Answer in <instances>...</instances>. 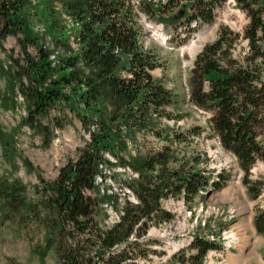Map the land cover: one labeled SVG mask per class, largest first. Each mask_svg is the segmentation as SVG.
Instances as JSON below:
<instances>
[{
  "label": "trees",
  "instance_id": "1",
  "mask_svg": "<svg viewBox=\"0 0 264 264\" xmlns=\"http://www.w3.org/2000/svg\"><path fill=\"white\" fill-rule=\"evenodd\" d=\"M32 1L0 0V107L15 109L21 97L27 115L18 130L29 127L45 145L65 122L58 119L51 126L41 119L54 108L70 110L89 141L56 178H41L31 198L28 186L15 176L19 159L32 170L18 151V130L0 126L7 165L0 175V226H11L15 235L28 239L41 260L53 252L59 264H147L141 259L148 255L144 239L149 230L174 217L164 207L166 200L193 203L212 187L222 188L227 176L189 164L171 166L175 154L163 120L172 117L168 109L175 94L153 77L159 62L140 44V13L157 18L187 2L190 12L173 26L185 23L190 28L213 23L225 0H169L159 7L149 0ZM236 2L249 19L243 35L249 51L243 59L235 57L241 35L222 27L195 58L189 100L210 114L222 149L235 157L248 195L257 200L264 184L249 176L258 161L264 162V0ZM33 14L43 19L45 37L32 27ZM10 37L17 39L18 56L4 47ZM150 136L171 143L155 148ZM105 165L129 167L138 174L123 182L136 204L127 199L120 203L117 194L96 184ZM106 205L120 218L105 228L100 217ZM254 225L264 236V208L258 209ZM222 248L220 241L197 233L168 264H205L209 252Z\"/></svg>",
  "mask_w": 264,
  "mask_h": 264
},
{
  "label": "rangeland",
  "instance_id": "2",
  "mask_svg": "<svg viewBox=\"0 0 264 264\" xmlns=\"http://www.w3.org/2000/svg\"><path fill=\"white\" fill-rule=\"evenodd\" d=\"M138 1L140 0H134L136 3ZM32 3L34 5L38 1L33 0ZM180 12H190L187 2L180 3L167 12H161L157 18L142 16L141 19L140 44L151 51L159 62V67L152 72L153 77L175 94V103L168 109L172 117L163 120L172 143L164 136L163 139L150 136L151 145L162 148L171 143L175 154L172 167L189 164L213 171L214 175L223 173L227 176L226 184L220 189L212 187L203 198L197 197L190 204L183 198L166 200L164 207L173 212L174 217L167 223L151 227L144 239L149 243L148 255L142 258L141 262L168 264L172 254L186 245L192 235L199 233L220 241L223 246L221 250L209 252L205 264H264V236L257 232L254 225L258 209L264 208V192L257 200L248 195L243 170L239 168L235 157L222 149L219 137L212 129L210 114L191 104L188 85L195 58L208 42L217 39L222 27L241 35L234 56L243 59L247 55L249 45L243 35L249 19L239 9L237 2L231 0L223 1L215 10V21L211 24L187 28L183 23L175 28L173 25L177 19L176 15ZM29 20L34 30L45 37V25L41 16L33 14ZM72 25L70 22L69 27ZM152 26L162 31L160 38L154 35ZM47 41L50 42L49 39ZM193 43L198 49H192ZM4 47L15 56L20 54L17 39L14 37L6 40ZM1 56L5 58L4 54ZM262 70L264 78V65ZM19 102V106L12 110L7 111L0 107V126L6 131H17L27 115L21 97ZM58 119L65 122V127L54 129L53 141L49 145H45L43 137L31 131L29 127H22L17 131L18 151L31 162L32 170L27 171L19 159V169L15 176L21 178L28 186L31 198L36 197L37 185L41 178H56L60 169L70 160L76 159L78 151L89 141V135L70 110L61 112L59 108H54L41 122L53 126L54 121ZM6 167L0 149V175ZM115 173L119 175L115 180L106 178L98 183L104 185L102 188L107 187L119 198L124 199L123 182L129 176L117 168ZM249 178L253 181L260 180L264 184L263 161L256 163ZM102 213L100 222L103 227L111 226L117 221L115 210L111 207L106 206L105 212ZM104 213L109 214V217L105 218ZM32 247L28 239L15 235L11 226H0V264H59L53 252L45 260H41L33 254Z\"/></svg>",
  "mask_w": 264,
  "mask_h": 264
},
{
  "label": "bare ground",
  "instance_id": "3",
  "mask_svg": "<svg viewBox=\"0 0 264 264\" xmlns=\"http://www.w3.org/2000/svg\"><path fill=\"white\" fill-rule=\"evenodd\" d=\"M134 1V0H133ZM149 1H151V0H149ZM155 1V5L156 6H158V5H160V3H167L168 2V0H154ZM140 2H141V0L140 1H138V3L137 4H140ZM152 2V1H151ZM232 2H234V0H232ZM235 3V2H234ZM152 31H153V33H154V35H156V37H161L163 34H162V31H159L157 28H155L154 26H152ZM193 46H192V49H198V46L195 44V43H193L192 44ZM107 156V158H109L111 161H113V162H115V160H114V158L111 156V155H109V154H107L106 155ZM103 169V173L104 174H102V175H98L97 177H96V184H98L99 185V187H103L104 185H101L100 183H98V181L99 180H104L105 181V179L106 178H109V180H113L112 179V174L114 173V171H115V169H112V168H110V167H108V166H106L105 165V167L104 168H102ZM119 170H121V171H123V172H125V173H127L128 174V176L130 177V178H133V179H135V177H138V174L137 173H134L130 168H128V167H123V168H119ZM105 188V187H104ZM104 188H102V190L104 189ZM124 190H131L129 187H126V186H124ZM111 192V191H110ZM112 193V192H111ZM116 194V193H115ZM124 195V194H123ZM118 196V195H117ZM119 197V196H118ZM120 199V203L121 202H123L122 200H124L123 198H119ZM106 206H108L109 208L111 207L112 209H113V207L111 206V205H106ZM114 210V209H113ZM115 214H116V218H117V220H119V218H120V216H119V214H117L116 212H115ZM249 243V240H247V244Z\"/></svg>",
  "mask_w": 264,
  "mask_h": 264
},
{
  "label": "built area",
  "instance_id": "4",
  "mask_svg": "<svg viewBox=\"0 0 264 264\" xmlns=\"http://www.w3.org/2000/svg\"><path fill=\"white\" fill-rule=\"evenodd\" d=\"M151 1L155 4L154 0H151ZM122 194H124V198L127 199L128 201H130L134 204H136L138 202L137 198H135V196L131 190H124V188H123Z\"/></svg>",
  "mask_w": 264,
  "mask_h": 264
},
{
  "label": "water",
  "instance_id": "5",
  "mask_svg": "<svg viewBox=\"0 0 264 264\" xmlns=\"http://www.w3.org/2000/svg\"><path fill=\"white\" fill-rule=\"evenodd\" d=\"M183 14H184L183 12L178 13V14L176 15V16H177V19L180 18L181 16H183Z\"/></svg>",
  "mask_w": 264,
  "mask_h": 264
}]
</instances>
